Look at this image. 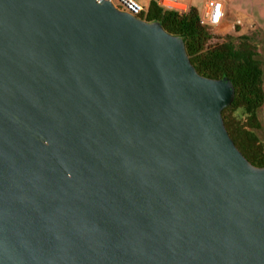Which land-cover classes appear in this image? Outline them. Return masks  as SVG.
Segmentation results:
<instances>
[{
  "label": "water",
  "instance_id": "95a60500",
  "mask_svg": "<svg viewBox=\"0 0 264 264\" xmlns=\"http://www.w3.org/2000/svg\"><path fill=\"white\" fill-rule=\"evenodd\" d=\"M233 99L109 1L0 0V264H264Z\"/></svg>",
  "mask_w": 264,
  "mask_h": 264
},
{
  "label": "trees",
  "instance_id": "16d2710c",
  "mask_svg": "<svg viewBox=\"0 0 264 264\" xmlns=\"http://www.w3.org/2000/svg\"><path fill=\"white\" fill-rule=\"evenodd\" d=\"M158 22L163 30L179 36L196 72L206 78H228L234 88L232 103L221 116L229 137L241 154L255 167H264V139L255 131L261 128L258 112L264 104L263 68L257 59V34H216L203 26L196 9L185 13L165 9L151 1L140 16Z\"/></svg>",
  "mask_w": 264,
  "mask_h": 264
},
{
  "label": "crops",
  "instance_id": "0c3cea01",
  "mask_svg": "<svg viewBox=\"0 0 264 264\" xmlns=\"http://www.w3.org/2000/svg\"><path fill=\"white\" fill-rule=\"evenodd\" d=\"M144 10L151 1L165 9H174L185 13L194 8L200 14L208 0H137ZM223 4V17L213 30L216 34L245 35L260 31L264 35V0H218ZM171 5H166L165 3Z\"/></svg>",
  "mask_w": 264,
  "mask_h": 264
},
{
  "label": "built area",
  "instance_id": "2783aa9c",
  "mask_svg": "<svg viewBox=\"0 0 264 264\" xmlns=\"http://www.w3.org/2000/svg\"><path fill=\"white\" fill-rule=\"evenodd\" d=\"M109 1L115 8L125 11L132 16L141 19L145 13L144 8L137 0H106ZM223 4L218 0H208L203 11L199 14L200 24L210 28L219 25L223 17ZM142 20V19H141Z\"/></svg>",
  "mask_w": 264,
  "mask_h": 264
},
{
  "label": "rangeland",
  "instance_id": "374dc122",
  "mask_svg": "<svg viewBox=\"0 0 264 264\" xmlns=\"http://www.w3.org/2000/svg\"><path fill=\"white\" fill-rule=\"evenodd\" d=\"M165 4L171 5L170 3H167V2ZM249 33H251V32H249ZM257 38H258V41H257L258 57H257V59L262 63L263 89H264V35L260 34V31H258ZM258 118L261 122V128L259 130H256L255 133L260 139H264V104L258 112Z\"/></svg>",
  "mask_w": 264,
  "mask_h": 264
}]
</instances>
